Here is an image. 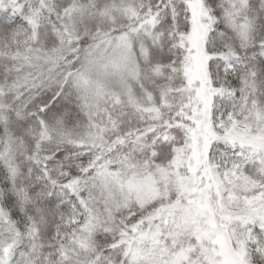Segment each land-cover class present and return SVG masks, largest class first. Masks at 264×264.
Listing matches in <instances>:
<instances>
[{
    "label": "snow or ice",
    "instance_id": "snow-or-ice-1",
    "mask_svg": "<svg viewBox=\"0 0 264 264\" xmlns=\"http://www.w3.org/2000/svg\"><path fill=\"white\" fill-rule=\"evenodd\" d=\"M0 264H264V0H0Z\"/></svg>",
    "mask_w": 264,
    "mask_h": 264
}]
</instances>
